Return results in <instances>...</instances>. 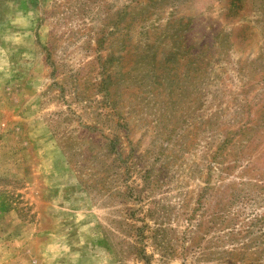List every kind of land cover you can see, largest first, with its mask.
<instances>
[{"label": "rangeland", "instance_id": "1", "mask_svg": "<svg viewBox=\"0 0 264 264\" xmlns=\"http://www.w3.org/2000/svg\"><path fill=\"white\" fill-rule=\"evenodd\" d=\"M0 264H264V0H0Z\"/></svg>", "mask_w": 264, "mask_h": 264}]
</instances>
